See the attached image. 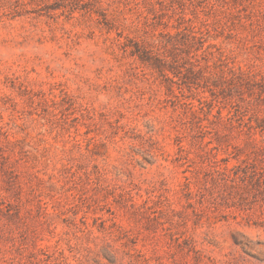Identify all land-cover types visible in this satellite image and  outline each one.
Wrapping results in <instances>:
<instances>
[{
	"label": "rangeland",
	"instance_id": "1",
	"mask_svg": "<svg viewBox=\"0 0 264 264\" xmlns=\"http://www.w3.org/2000/svg\"><path fill=\"white\" fill-rule=\"evenodd\" d=\"M97 1L0 0V264H264V0ZM159 32L166 78L130 53Z\"/></svg>",
	"mask_w": 264,
	"mask_h": 264
},
{
	"label": "trees",
	"instance_id": "2",
	"mask_svg": "<svg viewBox=\"0 0 264 264\" xmlns=\"http://www.w3.org/2000/svg\"><path fill=\"white\" fill-rule=\"evenodd\" d=\"M35 1L42 2L43 0ZM153 1L158 3L161 9L173 6V0ZM180 1H182L183 3L186 2V0ZM80 2L81 0H52V3L46 6L47 14L53 17L56 13V10L59 9L61 13H65L69 17H72L74 12H79L81 15L95 14L100 19L106 18L104 8L101 7L97 0H86L83 3ZM136 4H152V1L136 0ZM174 21L175 24H173L172 26L176 28V34L181 35V39L179 40L180 44L187 49L192 48V62H190L191 65L188 69L191 72L201 71L204 67L200 65V58L205 61L204 66L206 67L209 59L208 55L212 56L213 54L210 49L212 47H215L213 44H207L206 46H204V43L207 40L204 31L207 32V28L203 26L204 30H202L200 27L194 24L191 18L185 17L182 11L175 13ZM159 35H161V40L158 41L157 50H153L152 48H148L138 43H134V47L130 50V53L131 55H135L137 57L143 67L149 68L153 72H157V75L161 77H167V73L165 71L170 70L171 68L167 56H170V47H174V43L168 39H163L165 35H169L168 33L159 32ZM164 49L166 50L168 55H165ZM215 58L216 60L213 62V66L219 69V76L227 74L230 76V79L242 76L243 73L241 72L240 67H236L233 61H229L228 58L224 57L223 54L218 53ZM195 66H197L196 70L194 69ZM203 87L209 90L211 94H214L215 91L212 89V87H209L208 85H205ZM198 101L200 105L204 103L201 100ZM185 104L189 105L190 107L193 106V104H191L190 102H186ZM252 128H257L255 129V133L257 132L260 135L264 134V127H262V125H256ZM210 142L211 141H208L207 143Z\"/></svg>",
	"mask_w": 264,
	"mask_h": 264
}]
</instances>
